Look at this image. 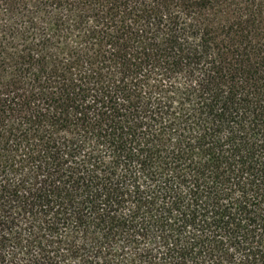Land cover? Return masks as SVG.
<instances>
[{
    "label": "trees",
    "instance_id": "obj_1",
    "mask_svg": "<svg viewBox=\"0 0 264 264\" xmlns=\"http://www.w3.org/2000/svg\"><path fill=\"white\" fill-rule=\"evenodd\" d=\"M0 264H264V0H0Z\"/></svg>",
    "mask_w": 264,
    "mask_h": 264
}]
</instances>
